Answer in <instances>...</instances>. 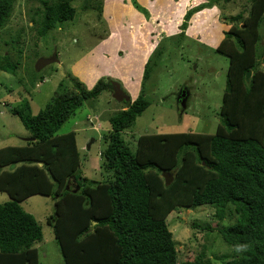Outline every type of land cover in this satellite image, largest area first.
Here are the masks:
<instances>
[{"label": "trees", "instance_id": "16d2710c", "mask_svg": "<svg viewBox=\"0 0 264 264\" xmlns=\"http://www.w3.org/2000/svg\"><path fill=\"white\" fill-rule=\"evenodd\" d=\"M37 1L30 21L41 37L76 15L74 0ZM82 1L88 7L89 0ZM14 2L0 0V29ZM96 6L101 10L100 1ZM242 6L246 13L230 16L231 25L213 45L228 60L214 133L130 134L131 148L124 134L149 105L138 94L109 116L100 152L105 177L90 183L78 171L76 131H58L85 100L111 90L110 81L100 78L85 89L70 75L72 87L60 90L36 114L26 106H12L11 113L34 139L0 148V191L9 197L0 204V264H39L36 243L43 239L42 227L20 205L36 194L53 199L47 222L65 264H264V0H247ZM186 14L189 18L190 10ZM181 26L187 27V20ZM1 56L9 59L10 54ZM14 68L0 62V70ZM150 73L147 61L143 80ZM162 172L172 176L168 185ZM200 205L211 206L218 222L235 214L232 222L219 227L204 224L231 247L219 263L203 251L190 260L177 258L166 217L177 208Z\"/></svg>", "mask_w": 264, "mask_h": 264}, {"label": "rangeland", "instance_id": "374dc122", "mask_svg": "<svg viewBox=\"0 0 264 264\" xmlns=\"http://www.w3.org/2000/svg\"><path fill=\"white\" fill-rule=\"evenodd\" d=\"M99 1L101 10L96 6ZM245 1L221 0L216 5L212 0H89L85 7L82 0H74L75 17L41 37L30 21L32 9L40 3L15 0L7 24L0 29V54H10L9 59L1 56L0 62L15 66V72L0 70V148L20 146L31 137L18 116L11 113L12 106H26L36 114L60 90L72 87L70 75L85 89L103 78L107 83L118 81L131 99L143 93L149 105L124 134L131 148L134 137L143 133H214L220 120L228 60L214 52L213 45L231 25L230 16L243 10L246 13ZM184 20L188 26L182 28ZM260 31L264 44V22ZM54 54L57 61L36 69L39 58ZM147 61L151 73L143 80ZM260 66L264 68V60ZM177 89L187 90L182 93L186 104L185 108L181 104V110L176 106ZM124 104L113 99L110 90H104L85 100L58 131H76L81 159L78 171L90 183L105 177L100 155L106 144L102 135L110 128L109 116ZM8 199L7 193L0 191V204ZM20 205L42 227L43 239L36 243L39 264H65L47 222L53 213V199L36 194ZM213 212L211 206L200 205L177 208L166 217L179 261L193 259L202 251L214 263L221 261L222 253L230 255L231 247L221 235L205 230L204 224L219 227L232 222L235 214L218 222Z\"/></svg>", "mask_w": 264, "mask_h": 264}, {"label": "water", "instance_id": "95a60500", "mask_svg": "<svg viewBox=\"0 0 264 264\" xmlns=\"http://www.w3.org/2000/svg\"><path fill=\"white\" fill-rule=\"evenodd\" d=\"M52 60L53 61H57L55 54L52 55L49 58H44V57L39 58L37 63H36V69L40 70L46 64L51 63ZM250 76H251V71H247L245 73L246 82L249 81ZM110 85H111L110 89H111V93H112V98L113 99H115L117 102H131L130 95L125 92V90L121 87V84L118 81L110 80ZM187 95H188V93H187ZM183 101H185V98L182 99V106H183V108H185V105H183ZM33 139H34V137L25 138L26 141L33 140ZM88 147H89V145H88ZM162 177L165 179V184L166 185H168L172 181V176H169L167 172H162ZM68 187L69 186L66 185V188H68ZM72 191L76 192V189H73Z\"/></svg>", "mask_w": 264, "mask_h": 264}, {"label": "flooded vegetation", "instance_id": "af4514ba", "mask_svg": "<svg viewBox=\"0 0 264 264\" xmlns=\"http://www.w3.org/2000/svg\"><path fill=\"white\" fill-rule=\"evenodd\" d=\"M183 88H186V87H182V89ZM182 89H177V92L175 93L176 94V106H177V108L179 109V110H181V104H182V97H183V94H182V92L183 91H185V90H182ZM186 101H183V105H185L186 103H185Z\"/></svg>", "mask_w": 264, "mask_h": 264}, {"label": "crops", "instance_id": "0c3cea01", "mask_svg": "<svg viewBox=\"0 0 264 264\" xmlns=\"http://www.w3.org/2000/svg\"><path fill=\"white\" fill-rule=\"evenodd\" d=\"M123 83H124V85H125L126 87H128V88L130 87V89H131V84L129 83V86L126 85V84H125V79H124V78H123ZM126 83H127V82H126ZM126 87H125V88H126Z\"/></svg>", "mask_w": 264, "mask_h": 264}, {"label": "clouds", "instance_id": "9594fccd", "mask_svg": "<svg viewBox=\"0 0 264 264\" xmlns=\"http://www.w3.org/2000/svg\"><path fill=\"white\" fill-rule=\"evenodd\" d=\"M110 91H111V90H110ZM131 102H132V99H131ZM131 102H129V103H131ZM90 129H94V130H95V127H94L93 125L90 124ZM100 155H101V153H100Z\"/></svg>", "mask_w": 264, "mask_h": 264}]
</instances>
